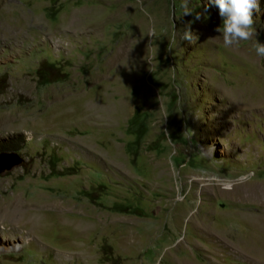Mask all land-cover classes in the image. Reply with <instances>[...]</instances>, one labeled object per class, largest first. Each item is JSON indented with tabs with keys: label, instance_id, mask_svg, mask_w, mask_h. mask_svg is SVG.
Masks as SVG:
<instances>
[{
	"label": "rangeland",
	"instance_id": "rangeland-1",
	"mask_svg": "<svg viewBox=\"0 0 264 264\" xmlns=\"http://www.w3.org/2000/svg\"><path fill=\"white\" fill-rule=\"evenodd\" d=\"M205 3L0 0V264H264V57Z\"/></svg>",
	"mask_w": 264,
	"mask_h": 264
},
{
	"label": "clouds",
	"instance_id": "clouds-1",
	"mask_svg": "<svg viewBox=\"0 0 264 264\" xmlns=\"http://www.w3.org/2000/svg\"><path fill=\"white\" fill-rule=\"evenodd\" d=\"M217 9L220 24L215 31L223 38L225 48L239 44L242 41H252L257 37L252 47L257 56L264 57V41H261L259 33L255 28V15L260 11V0H206L204 5L205 13H210L211 9ZM190 11H185V15H190ZM201 14L197 13L195 20H200ZM191 23L186 26L183 33V40L194 43L198 36L191 29ZM175 34H173V42Z\"/></svg>",
	"mask_w": 264,
	"mask_h": 264
},
{
	"label": "bare ground",
	"instance_id": "bare-ground-1",
	"mask_svg": "<svg viewBox=\"0 0 264 264\" xmlns=\"http://www.w3.org/2000/svg\"><path fill=\"white\" fill-rule=\"evenodd\" d=\"M217 182H219L220 184H217ZM232 184V183H231ZM212 185V184H211ZM213 186L215 187V189L214 190H216V193H218V194H220V195H224V196H226L227 195V197H231V196H235V193H236V190L234 189V185H232V186H222L221 187V182H220V180L218 179H214V182H213ZM247 191V190H246ZM253 193L254 194H256V195H258L259 197H262V204L264 205V190H262V188H257V189H255V188H253ZM253 194V195H254ZM246 197V196H245ZM251 197V196H250ZM258 199V198H257ZM260 203V202H259ZM261 205V204H260ZM17 206V205H16ZM6 207V206H5ZM262 207V206H261ZM13 208H15V207H13ZM7 209V208H6ZM6 209L4 210H1L0 211V213H2V215L0 214V217L2 218V219H5V217L6 216H10V218L12 217V214L14 213V212H12L13 210H9V212H8V210L6 211ZM9 209V208H8ZM18 210V209H17ZM20 210V209H19ZM19 210L18 211H16L17 213L19 212ZM21 211H22V209H21ZM262 211H264V210H262ZM16 213V214H17ZM22 213V212H21ZM9 214V215H8ZM260 214V213H259ZM252 216H256L257 214H251ZM13 216H15V214L13 215ZM21 216V215H20ZM258 216V215H257ZM256 216V217H257ZM262 218H264V213H263V215H260ZM251 217V216H250ZM0 218V219H1ZM9 218V219H10ZM16 218V217H15ZM21 218V217H20ZM19 218V219H20ZM252 218V217H251ZM250 218V219H251ZM22 219V218H21ZM253 219V218H252ZM255 219H257V218H255ZM255 219H254V221L253 222H255ZM12 220V219H11ZM17 220V219H16ZM13 221V220H12ZM260 221H261V219H260ZM256 223H257V221H256ZM262 223V222H261ZM254 224V223H253ZM19 225V224H18ZM17 224H16V226H18ZM257 226H259V225H261L262 226V224H256ZM255 225V226H256ZM256 226V227H257ZM21 227V226H20ZM260 227V226H259ZM261 228V227H260ZM18 229H19V227H18ZM263 230H264V228H263Z\"/></svg>",
	"mask_w": 264,
	"mask_h": 264
},
{
	"label": "water",
	"instance_id": "water-1",
	"mask_svg": "<svg viewBox=\"0 0 264 264\" xmlns=\"http://www.w3.org/2000/svg\"><path fill=\"white\" fill-rule=\"evenodd\" d=\"M21 162H22V158L19 156L17 152L1 151L0 152V173L4 172L5 170H9L16 165H19Z\"/></svg>",
	"mask_w": 264,
	"mask_h": 264
}]
</instances>
